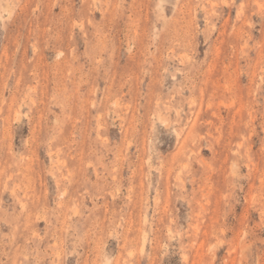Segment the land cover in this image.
<instances>
[{
	"label": "rangeland",
	"instance_id": "1",
	"mask_svg": "<svg viewBox=\"0 0 264 264\" xmlns=\"http://www.w3.org/2000/svg\"><path fill=\"white\" fill-rule=\"evenodd\" d=\"M0 264H264V0H0Z\"/></svg>",
	"mask_w": 264,
	"mask_h": 264
},
{
	"label": "bare ground",
	"instance_id": "2",
	"mask_svg": "<svg viewBox=\"0 0 264 264\" xmlns=\"http://www.w3.org/2000/svg\"><path fill=\"white\" fill-rule=\"evenodd\" d=\"M214 4V3H213Z\"/></svg>",
	"mask_w": 264,
	"mask_h": 264
}]
</instances>
